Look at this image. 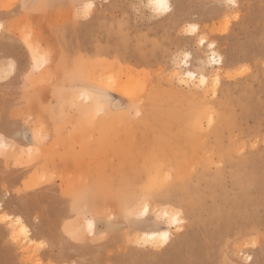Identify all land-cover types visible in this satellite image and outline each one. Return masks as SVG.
Here are the masks:
<instances>
[{"label": "rangeland", "instance_id": "1", "mask_svg": "<svg viewBox=\"0 0 264 264\" xmlns=\"http://www.w3.org/2000/svg\"><path fill=\"white\" fill-rule=\"evenodd\" d=\"M148 2L0 0V264H264V0Z\"/></svg>", "mask_w": 264, "mask_h": 264}, {"label": "bare ground", "instance_id": "2", "mask_svg": "<svg viewBox=\"0 0 264 264\" xmlns=\"http://www.w3.org/2000/svg\"><path fill=\"white\" fill-rule=\"evenodd\" d=\"M147 1H149L148 3L150 4V6H151V10H154V11H156L157 12V14H160V15H162V14H166V13H168L169 11H171V2H170V0H147ZM148 4V5H149ZM94 6H95V4L93 3V2H89L88 4H86V8H87V10L90 12V11H92L93 10V8H94ZM194 26V28H196V25H193ZM200 43L201 44H205V40L204 39H202L201 41H200ZM210 48H211V56L209 57V60L210 61H212V62H215L216 64H220V63H222V57H221V55H219L218 53H217V51H216V49H215V45L214 44H210V46H209ZM186 52V51H185ZM184 52V53H185ZM209 52V53H210ZM189 53V52H188ZM185 54V56H184V58L183 59H181V61H180V63H178V64H180V66H183V68L185 67V71H183V75H184V77H187L188 79H195V78H197L198 77V74L195 72V71H193V70H190L189 68H186V67H189V65H190V61H189V59H190V54ZM208 60V61H209ZM209 61V62H210ZM217 61H219V62H217ZM211 62V63H212ZM210 64V63H209ZM181 73V72H180ZM177 74H179V73H177ZM180 75V74H179ZM178 75V76H179ZM180 76H182V75H180ZM199 78H200V80L203 82V83H206L207 82V80H208V77L206 76V75H200L199 76ZM181 79V78H180ZM185 79V78H184ZM180 81H185L186 82V80H180ZM188 81V80H187ZM214 86L216 87L217 86V84L219 83V79L218 78H216L215 80H214ZM95 105V104H94ZM98 107V106H97ZM97 107H92V106H90V108L91 109H93V111L95 112V114L97 115V114H99V109L97 108ZM3 206V204L0 202V207H2ZM148 209V207H146L145 208V210H147ZM165 216L167 217V216H169V214H168V212H165ZM171 219H173L174 220V222H176L178 219H177V216H172L171 217ZM15 223H17L19 226H18V228L19 229H15V233H24L27 237H28V235H29V230L27 229V226L25 225V224H23V221H22V218L21 217H18L17 219H15ZM18 235V234H17ZM20 235V234H19ZM147 237L150 239V241H151V243H153V242H155V240L158 238V237H160L161 239H163V241H165V242H167V241H169V238H170V233L168 232V231H160V232H147ZM25 236V237H26ZM28 239V238H27ZM31 241V240H30Z\"/></svg>", "mask_w": 264, "mask_h": 264}, {"label": "clouds", "instance_id": "3", "mask_svg": "<svg viewBox=\"0 0 264 264\" xmlns=\"http://www.w3.org/2000/svg\"><path fill=\"white\" fill-rule=\"evenodd\" d=\"M137 115H139V113H137Z\"/></svg>", "mask_w": 264, "mask_h": 264}]
</instances>
